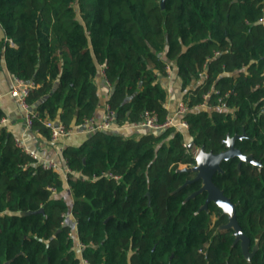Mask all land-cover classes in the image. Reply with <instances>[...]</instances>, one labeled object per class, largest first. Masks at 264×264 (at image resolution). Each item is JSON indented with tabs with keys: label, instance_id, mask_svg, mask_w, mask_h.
Segmentation results:
<instances>
[{
	"label": "trees",
	"instance_id": "16d2710c",
	"mask_svg": "<svg viewBox=\"0 0 264 264\" xmlns=\"http://www.w3.org/2000/svg\"><path fill=\"white\" fill-rule=\"evenodd\" d=\"M3 63L36 84L29 106L45 97L33 108L32 129L47 139L44 119L70 128L95 114L100 65L111 86L106 102L124 125L144 111L165 119L169 64L188 126L138 138L89 133L62 149L65 180L0 126V264H264V0H165L163 8L160 0H0ZM242 131L254 140L235 146L260 166L238 169L231 157L212 181L238 202L250 245L258 237L249 260L232 229H217L226 220L219 208L208 206L219 216L212 226L208 212L195 213L204 193L184 201L200 181L176 190L193 173L175 172L195 163V148L217 153L227 135ZM64 183L71 205L59 195ZM68 212L80 256L63 221Z\"/></svg>",
	"mask_w": 264,
	"mask_h": 264
},
{
	"label": "crops",
	"instance_id": "0c3cea01",
	"mask_svg": "<svg viewBox=\"0 0 264 264\" xmlns=\"http://www.w3.org/2000/svg\"><path fill=\"white\" fill-rule=\"evenodd\" d=\"M173 71L175 70L169 66V71L166 69V76L162 77V82L164 83L167 91L165 105L168 113H171L175 110L176 104L180 98L179 82L177 78H172V73H174ZM12 78L13 76L9 74L3 63L2 67L0 68V107L4 111V116L0 119V126L5 127L7 131L13 135L14 139L18 138L24 147L33 151L38 156V162L52 158L63 167L65 160L61 155L62 149L67 145H80L88 138L89 133L84 132L82 124L71 125L69 128V134L65 137L59 138L56 142H54L51 141L50 138H45L37 130L32 128L27 129L23 121L24 113L18 103V100L8 93V90L12 84ZM94 81L96 82L98 91V105L94 116L100 118L104 113L105 106L107 104L106 100L111 91V86L105 80L101 66L98 67V73L95 76ZM130 125L131 124L121 125L122 128L114 132L135 138H138L144 132V129L132 128ZM67 173L65 175L60 173L64 180L66 179ZM59 195L63 196L64 199L71 205L72 195L67 183H64V188L59 193ZM63 221L64 223L70 224L71 226L70 234L74 239L73 248L76 250V254L80 256L82 246L77 239L75 219L72 214L68 212L65 214ZM81 264L85 263H83L81 260Z\"/></svg>",
	"mask_w": 264,
	"mask_h": 264
},
{
	"label": "built area",
	"instance_id": "2783aa9c",
	"mask_svg": "<svg viewBox=\"0 0 264 264\" xmlns=\"http://www.w3.org/2000/svg\"><path fill=\"white\" fill-rule=\"evenodd\" d=\"M101 66V65H100ZM102 68V66H101ZM169 71V66L166 67ZM36 87V84L33 81L23 80L21 78L13 77L12 84L8 90V93L15 97L18 100V103L24 113L23 121L27 129L32 128V119L36 115L33 109L30 108L27 103V97L33 88ZM206 97V95H205ZM200 106H207L205 103L200 104ZM187 111V106L182 100H179L176 104L175 110L171 113H168L163 121H159L155 113L144 111L142 118L138 122L131 123L130 127L136 129H144L148 131H161L166 128H174L177 131H184L187 128V122L182 117ZM115 111L110 108L108 104L105 106L103 115L100 118L95 117L94 115L84 117L82 120L83 130L86 133H92L95 131H107L114 132L118 129H121L122 126L115 122ZM45 127L49 129L50 140L56 142L59 138L65 137L69 134L70 129L66 128L61 122L46 118L43 120ZM14 142L17 146L22 148L26 153H28L32 158L37 161L38 156L28 148L24 147L18 138L14 139ZM184 147H187L186 142L183 143ZM198 148L194 149L193 154L195 155ZM38 162V161H37ZM41 164L44 169H51L62 174H66L70 171L69 167L64 163V166H60L54 159L50 158L38 162ZM115 179H118L119 176L108 174ZM71 236V234L69 233ZM81 245V243H80ZM82 246V245H81ZM83 263L86 264V260L81 259Z\"/></svg>",
	"mask_w": 264,
	"mask_h": 264
},
{
	"label": "water",
	"instance_id": "95a60500",
	"mask_svg": "<svg viewBox=\"0 0 264 264\" xmlns=\"http://www.w3.org/2000/svg\"><path fill=\"white\" fill-rule=\"evenodd\" d=\"M165 0H160V6L163 8ZM45 99V97L42 98V100ZM40 100V101H42ZM39 101V102H40ZM39 102H36L32 106H30L31 109L36 107ZM242 135H234L232 137H228L225 140L226 143V149L219 151L217 153H213L212 151H205L203 146H200L194 156L195 164L191 168H183V170H191L196 172L195 177L193 180L200 179L201 180V186L198 190L192 192L190 195L186 197V199H189L196 194L205 191L207 193L205 203L200 207V209H206L208 202L215 203L222 211L223 214L227 215V222L226 224L222 225V228H231L233 230V236H234V243L239 241V245L241 248V252L245 259L249 260L250 257L254 254V252L258 248V237L255 238V243L249 251V243L250 240L248 236H246L241 227L239 226L237 219H236V206L238 202H233L228 196L224 195L223 191L217 187L213 181L212 176L215 173L222 172L221 168V162L223 160H227L230 157L236 156L238 158V164L237 168H240L241 162H250L252 164H256L260 166V163L258 161H255L251 154H244L239 149L234 147V140L236 138H241ZM191 143L188 144V147H191ZM186 181L185 183H188ZM184 183V184H185ZM179 186L176 190H178ZM175 190V191H176ZM38 211H42V209H39Z\"/></svg>",
	"mask_w": 264,
	"mask_h": 264
},
{
	"label": "flooded vegetation",
	"instance_id": "af4514ba",
	"mask_svg": "<svg viewBox=\"0 0 264 264\" xmlns=\"http://www.w3.org/2000/svg\"><path fill=\"white\" fill-rule=\"evenodd\" d=\"M234 135H242V137L241 138H236V139H242L243 137L244 138H248V139H250V140H254V138L253 137H248L246 134H243V131H242V133H234L232 136H234ZM232 136H226V138L225 139H223L222 140V143H223V146H224V149H222V150H225L227 147H226V143H225V140L228 138V137H232ZM234 147H236L235 146V140H234ZM237 148V147H236ZM238 149V148H237ZM222 150H220V151H222ZM195 156V155H194ZM252 156V155H251ZM233 157H236V156H233ZM231 158V157H230ZM237 158V157H236ZM253 158V157H252ZM254 159V158H253ZM255 160V159H254ZM224 161V160H223ZM256 161V160H255ZM244 162V161H243ZM242 163V162H241ZM244 163H250V162H244ZM195 164V163H194ZM194 164H190V165H180L178 168H175V172H182V171H184V172H187V173H193V175L190 177V178H185L184 179V182L182 183V184H180V185H178L177 186V188L179 187V186H183V185H185V184H190V183H192V182H195L196 180H199L200 181V184H199V187L196 189V190H198L199 188H200V186H201V180L200 179H196V180H193V178L195 177V175H196V172H194V171H191V170H183V168H191ZM237 164H238V158H237ZM237 164H236V167H237ZM250 164H252V163H250ZM252 165H256V164H252ZM222 172H223V170H222ZM222 172H220V173H222ZM189 180V182L188 183H185L186 181H188ZM185 183V184H184ZM176 188V189H177ZM196 190H194V191H196ZM194 191H192V192H194ZM192 192H190L189 194H187V196L188 195H190ZM200 193H204L205 195H204V198H203V202L199 205V207H198V209L195 211V213L197 212V211H199V210H205L206 212H208L209 213V220H210V225L212 226L213 225V223L219 218V216L216 214V212L215 211H210L209 209H208V206H209V204H214L217 208H219L215 203H213V202H208L207 203V207H206V209H200V207L205 203V199H206V195H207V193L205 192V191H202V192H200ZM199 194V193H198ZM186 196V197H187ZM186 197L184 198V201H186V200H188V199H186ZM192 198V197H191ZM190 199V198H189ZM220 209V208H219ZM220 213L222 214V215H224L225 216V218H226V220H225V222H223L222 224H220V225H218V227H217V229H227V228H222L221 226L222 225H224V224H226V222H227V215L226 214H223L222 213V211H221V209H220ZM229 229H231V228H229ZM232 235H233V230H232ZM249 238V237H248ZM250 240V239H249ZM233 241H234V236H233ZM236 243H238L239 244V241H237ZM254 243H255V239H254ZM254 243L252 244V245H250V243H249V251H251V249H252V247H253V245H254ZM233 244H234V242H233ZM239 247H240V245H239ZM241 249V248H240ZM243 255V254H242ZM244 257V256H243ZM251 258V257H250ZM247 260V259H246Z\"/></svg>",
	"mask_w": 264,
	"mask_h": 264
},
{
	"label": "rangeland",
	"instance_id": "374dc122",
	"mask_svg": "<svg viewBox=\"0 0 264 264\" xmlns=\"http://www.w3.org/2000/svg\"><path fill=\"white\" fill-rule=\"evenodd\" d=\"M194 151V150H193Z\"/></svg>",
	"mask_w": 264,
	"mask_h": 264
}]
</instances>
